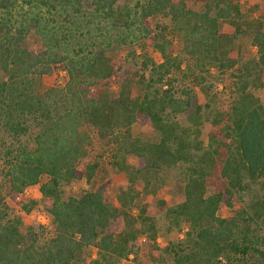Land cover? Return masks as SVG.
I'll use <instances>...</instances> for the list:
<instances>
[{"label": "trees", "instance_id": "1", "mask_svg": "<svg viewBox=\"0 0 264 264\" xmlns=\"http://www.w3.org/2000/svg\"><path fill=\"white\" fill-rule=\"evenodd\" d=\"M188 1L0 0V134L9 141L0 137V264H264V105L250 91L264 88V9L243 15L238 0H198L196 11ZM221 21L249 41L253 57L227 56L234 36L219 35ZM29 36L39 49L24 46ZM140 41L161 61L140 55L132 71L108 56ZM237 63L224 108L200 74ZM57 68L64 84L45 85ZM107 83L117 87L113 97ZM204 122L216 128L206 144ZM134 124L158 131L159 141L134 137ZM179 165L182 195L165 215L186 231L161 248L155 215L165 203L138 206L135 184ZM120 174L126 188L114 180ZM212 178L219 186L208 194ZM71 181L85 187L63 193ZM253 184L260 195L239 206ZM29 188L49 217L41 232H22L7 213L6 199L31 211L22 198ZM221 207L230 215L218 216Z\"/></svg>", "mask_w": 264, "mask_h": 264}, {"label": "rangeland", "instance_id": "2", "mask_svg": "<svg viewBox=\"0 0 264 264\" xmlns=\"http://www.w3.org/2000/svg\"><path fill=\"white\" fill-rule=\"evenodd\" d=\"M126 3V0H119V5H124ZM188 6L193 10H200L201 9V2L198 0L192 1L189 0ZM258 6L261 9H264V0H238V7L241 10V13L244 15L247 13V9L251 8L252 6ZM160 23L167 25L168 19H160ZM220 30L219 35L229 36L233 35L234 38L231 41V44L229 45V49L234 51V53H228L231 54L230 57L232 59H240L245 60L250 57H253L255 55V49L251 47L249 44V41L245 38H243L240 34H234V28L227 24L226 22L221 21L220 22ZM169 39H171L173 42V48L175 51L181 48V42L180 39L175 37L173 33L167 34ZM24 46L29 50H37L40 48L41 43L36 37L29 36ZM135 53V54H134ZM134 55H138L133 57ZM147 55L149 58L153 59L155 62H160L161 57L158 52H156L153 48L149 47L147 44L143 43L142 41L136 43L135 45H128L124 48H117L115 50H111L108 53V56L111 57L112 61L117 64L118 66L124 67V69H130L132 71L136 70V63L134 61H140V55ZM139 57V58H137ZM184 67V64L181 66ZM239 68V63H237L234 68L220 72L215 68H211L209 70L208 74H200L202 77H204V84L202 85V88H204L203 91H208L211 94H216L217 99H220L221 105L226 108L227 107V100L226 96L228 94L227 90H224V85L230 87V74L235 73ZM64 77L65 73L57 68L54 69L50 76H47L44 78L43 83L47 86L56 85L57 87H60L64 84ZM184 85L189 86L188 81H184L181 83L180 87H184ZM105 87V85H104ZM105 89H108L107 91L113 97L116 94L117 87L113 84H106ZM250 91L258 97L261 102L264 105V88L260 89H250ZM194 92L197 98V101L199 104H204L206 98L204 97V94L201 93L199 87L194 88ZM218 105V106H221ZM178 122H180L181 125H187L186 121L184 120L183 116H179L177 118ZM216 128H214L209 122H204L203 126L201 127V139L203 140L204 144L207 143L208 135L212 132H214ZM131 133L134 137L141 139L144 142L148 143H157L160 139V133L156 131L155 129L151 127H140L137 124H134L131 127ZM0 137L4 142H9L7 140V137H3L2 134H0ZM22 141H24L22 139ZM1 144V142H0ZM133 158L128 157V163H132ZM184 173H185V165H179L176 168L167 169L161 172H158L157 174H145L139 177L136 185V188L138 190V199L135 200V203L138 206H142L144 204H150V205H156L159 200L162 198V202L165 203V206L162 208H159L155 217L157 220V227H158V240L157 244L160 245L161 248H163L165 245H167L170 242H176L183 237L184 231H186L185 225H177L175 222L169 218L166 217L165 211L168 207L175 206L181 198L182 195V186H183V179H184ZM117 186L126 188V177L123 174L117 175L114 178ZM219 186V182L212 178L210 181V184L208 185V194L213 193L214 188ZM80 187H85L83 183L77 182V181H71L69 183H63L61 184V189L63 193L67 194L70 191L80 189ZM261 186L257 184H253L250 186V190L245 191L240 196V201L238 202L239 206H247L254 202L256 196L260 195L259 188ZM2 194L4 193L1 191ZM161 197V198H160ZM23 204L27 205H33L31 211L26 214L22 215V212L18 205L11 203L7 199L5 200V203H7L8 207V216L18 218L22 222L21 231H26V228L29 226L34 227L37 231L39 229L37 228L38 225H41L43 227L49 226V217L47 216L46 212L43 209V202L40 194L37 191V188H29L27 189L23 196ZM33 202V203H32ZM220 217H226L230 215L229 210L225 207H221L217 213ZM41 232V231H39ZM95 256V254H92ZM86 256V253H85ZM144 259V262L142 260V264H148L146 263V259ZM120 264H132L131 259L124 260Z\"/></svg>", "mask_w": 264, "mask_h": 264}]
</instances>
